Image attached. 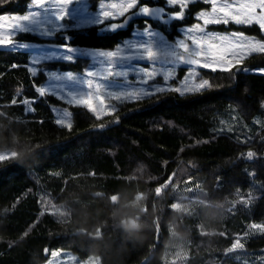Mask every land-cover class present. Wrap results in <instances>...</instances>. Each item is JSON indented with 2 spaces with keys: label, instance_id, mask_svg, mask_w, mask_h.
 <instances>
[{
  "label": "trees",
  "instance_id": "obj_1",
  "mask_svg": "<svg viewBox=\"0 0 264 264\" xmlns=\"http://www.w3.org/2000/svg\"><path fill=\"white\" fill-rule=\"evenodd\" d=\"M29 3L7 0L0 15L24 14ZM90 5L95 11L96 0ZM209 9L191 4L183 21L171 22L169 40ZM142 21L115 32L96 24L61 32L82 53H110ZM211 28L264 40L258 26ZM27 43L64 40L22 32L13 48L0 47V151L15 153L0 160V264H42L52 251L99 264H264V229L253 227L264 225V74L253 72L264 68V53L244 60L248 71L200 66L199 91L170 89L104 117L68 105L69 128L55 121L62 101L39 97L35 84L51 70L82 72L90 58L33 66ZM35 67L43 74L34 84ZM133 213L142 226L129 233L120 220Z\"/></svg>",
  "mask_w": 264,
  "mask_h": 264
},
{
  "label": "snow or ice",
  "instance_id": "obj_2",
  "mask_svg": "<svg viewBox=\"0 0 264 264\" xmlns=\"http://www.w3.org/2000/svg\"><path fill=\"white\" fill-rule=\"evenodd\" d=\"M5 2L7 0H0V4ZM200 2L210 5V10L199 11L194 17L198 22L191 26L183 24L176 26L182 28L183 31L178 32L170 43L168 29L171 22L183 21L189 6ZM95 8V13H92L90 0H30L27 14L0 15V45H11L13 37L22 32L36 33L41 36L60 35L64 43L59 45L66 50L56 49L58 56L48 55L44 52L32 59L34 64L30 62L33 66H41L46 61H59L64 57H71L72 53L77 51L71 43L72 39L68 36L65 38L61 32L64 21L69 18L79 21L81 17H85L88 18V23L103 26L104 30L113 32L127 28L133 23H140L138 18H145L142 21L144 27H138L132 31L130 37L116 44L114 49L120 54V59L115 61L118 66L131 69V71L121 72L118 74V79L109 80L105 84V93L102 96L103 110H110L112 113L116 111V107L108 101L112 96V91L109 90L113 88L123 89L126 86L136 88L135 91H132L134 95L118 97L119 102L139 100L148 94L159 93L157 89L169 90L165 86L175 78L177 68L185 66L187 75L180 87L173 89L183 95L199 91V88L196 87L201 77L198 71L199 65H203L209 71L223 69L231 71L233 68L248 71V69L239 67L244 60L254 53H264V40L255 36L236 30L227 33L208 30L209 25L228 26L233 24L244 27L258 26L260 32L264 34V0H164L162 5H141L140 0H114V2L96 0ZM169 9L175 10L169 11ZM41 10H43V18H41ZM49 11L54 14L55 22L48 15ZM117 20L118 23H109ZM5 22H8L7 29H5ZM41 25L48 27L42 28ZM50 42L56 43L55 41ZM178 47L186 52L183 63L179 64L174 58L179 52L173 51ZM86 55L92 56L96 63L104 62L103 57L96 52H89ZM150 64L154 65L151 78L155 79L160 76L163 79V84H157L153 88L149 82L147 84L149 87L144 88L149 74L141 72L140 68L147 69ZM158 66H160L159 70H157ZM35 68L36 71L31 74L34 84L38 72L43 74L42 67ZM259 71L264 74V69ZM129 81L132 83L130 84ZM66 90L72 92L73 99L79 100V104L69 101ZM35 92L41 98L51 95L69 106H79L90 97L91 88L83 90L81 85L76 82H66L63 76L49 71L44 85L35 84ZM81 97L84 99H80ZM32 99L35 100V98ZM53 111L57 112L55 121L62 124L68 121L72 115L68 108H64L62 111L53 109ZM66 126L71 127L70 124ZM253 227L264 229V225H253Z\"/></svg>",
  "mask_w": 264,
  "mask_h": 264
},
{
  "label": "rangeland",
  "instance_id": "obj_3",
  "mask_svg": "<svg viewBox=\"0 0 264 264\" xmlns=\"http://www.w3.org/2000/svg\"><path fill=\"white\" fill-rule=\"evenodd\" d=\"M109 2H114V0H109ZM28 6H29V4H28ZM27 11H28V7H27ZM27 11L24 14H27ZM91 12L95 13V11H91ZM1 15H4V14H1ZM8 15H12V14H8ZM48 15L53 19V22H55V20H54L55 16L51 11L48 12ZM41 18H43V10H41ZM87 19L88 18L81 17V19L79 21H77V20H73V19L69 18V19L64 21V26L61 29V31L66 30V29H71V28H82V27H86L88 25L94 24V23H88ZM93 19H94V17H93ZM56 22L59 23L58 20H56ZM189 26H191V25H189ZM211 26L212 25L208 26L209 31H217L220 33L230 32L227 30L212 29ZM7 27H8V22H5V29H7ZM41 27L47 28L48 26L47 25H41ZM137 28H138V26H135L132 31L136 30ZM182 31H183V29L179 28V32H182ZM32 34H36V33H32ZM36 35H38V34H36ZM38 36L43 37V38H50L53 35H44V36L38 35ZM123 40H121L120 42H122ZM169 42L171 43V40ZM14 46L15 45H13V44H11V45H8V44L0 45L1 48H13ZM141 47H144V46H141ZM21 48H23L25 50H29L32 53V59L34 57L40 55L41 53H44V52H46L48 55L58 56V53L55 51L56 49H59L60 51L66 50L64 47H59V46H56V45H53L50 43H27V44H23L21 46ZM173 51L179 52V54L175 55V57H174L175 60L177 61V63L178 64L183 63V57H184V55H186V52L183 49H179V47ZM88 52H96L98 55L103 57L104 62L96 63L94 58L92 56H89L90 64L82 72L64 71V70H60V69H55V70H51V71L57 73L60 76H63L65 78L66 82H72V81L76 82L77 84L81 85L83 90H88L91 88L90 97L83 104H80V106L87 107L98 117H104L107 115H111L113 113L110 110L109 111L103 110L104 101L102 99V96L105 93V84L109 80L118 79L119 73L124 72V71L130 72L131 69H126V68H122V67L118 66V64L115 61L120 59V54L118 52H116L115 50L113 52H110V53H107L106 51L99 50V49L98 50L92 49L91 51H86L85 53H82L80 50H77L75 53H72L71 57H64L62 60H59V61H72L78 55H84ZM32 63L34 64V61H32ZM200 66H203V65H199V67ZM137 67H139V66H137ZM153 67H154V65L150 64L149 68H147V69L140 68L141 72L149 74V78L146 79V81H145L146 85L143 86L144 88L149 87V85H147L149 82L153 88L157 84H163L162 77L157 76V77H155V79L151 78ZM159 67L160 66H158L157 70H159ZM181 68H185L183 73L180 71ZM261 69H264V68H261ZM261 69H257L253 72L261 73L259 71ZM48 72H47V74H48ZM186 75H187V68L185 66L178 67L177 71L175 73V78L171 79L165 87L169 90L180 87L181 82L184 80ZM129 83L131 84L132 81H129ZM204 86H205V81L199 80L197 82L196 87H198L199 89L203 88ZM70 87H71V85H70ZM135 90H136L135 87H127V86L123 89L113 88V89L109 90V91H112V96L109 99L108 103L114 105L116 107V110H117L118 105L120 103H123V102H119L117 100V98L120 97L121 95L132 96V95H134V93L132 91H135ZM66 92H67V95L69 97V101H71L72 103H75V104H79V100L73 99L72 92L67 91V90H66ZM157 92L162 93L165 91H161V90L157 89ZM154 94H156V93H154ZM150 95H153V94H148V96H146V97H149ZM80 99H84V98L81 97ZM124 102H130V101L125 100ZM64 108H66V109L68 108L70 110L69 106L64 101H62V104L53 105V109H58V110L62 111ZM54 114L57 118V112L54 111ZM58 123L63 125V126H66L67 124H71V117L64 124H62L59 121H58ZM14 155H15V153L12 151H0V160L7 159V158L12 157ZM42 264H99V257L91 256V257L82 259L71 251H52L49 254L48 259L45 262H43Z\"/></svg>",
  "mask_w": 264,
  "mask_h": 264
},
{
  "label": "clouds",
  "instance_id": "obj_4",
  "mask_svg": "<svg viewBox=\"0 0 264 264\" xmlns=\"http://www.w3.org/2000/svg\"><path fill=\"white\" fill-rule=\"evenodd\" d=\"M140 199H144L143 195L141 194ZM137 208L139 212H143L145 209L142 205L137 203ZM140 217L139 213H133L127 215L125 218L120 220V227L123 228L126 232L132 233L138 231L141 228Z\"/></svg>",
  "mask_w": 264,
  "mask_h": 264
},
{
  "label": "water",
  "instance_id": "obj_5",
  "mask_svg": "<svg viewBox=\"0 0 264 264\" xmlns=\"http://www.w3.org/2000/svg\"><path fill=\"white\" fill-rule=\"evenodd\" d=\"M139 20H141V19H145V18H138ZM119 21H117V23H118ZM122 29H124V28H122ZM122 29H119V30H122Z\"/></svg>",
  "mask_w": 264,
  "mask_h": 264
}]
</instances>
